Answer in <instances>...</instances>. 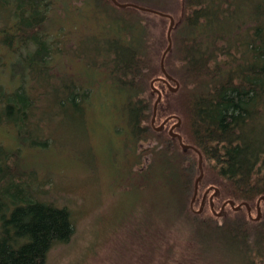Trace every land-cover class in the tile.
<instances>
[{
  "label": "trees",
  "instance_id": "1",
  "mask_svg": "<svg viewBox=\"0 0 264 264\" xmlns=\"http://www.w3.org/2000/svg\"><path fill=\"white\" fill-rule=\"evenodd\" d=\"M118 1L172 16L182 7L165 58L173 80L154 84L162 92L155 126L151 100L157 93L151 82L165 78L160 61L168 42L161 46L160 38L151 41V31L170 19L120 8L112 0H84V9L77 5L81 0H0V264H46L54 245L72 239L70 211L39 199L45 184L36 185V170L26 166L23 151L49 147L66 120L82 121L84 127L97 103L89 99L92 91L106 92L100 112L123 117L132 142L148 144L140 154L150 161L145 186L162 185L174 193L165 227L185 222L202 261L172 264H204L207 248L209 255L222 250L246 264H264V201L259 220L250 218L246 206L234 210L230 204L224 212L230 208L240 215L233 223L204 219L197 213L201 207L196 211L195 202L193 208L189 203L200 175L199 155L182 148L170 133L180 119L174 133L203 157L198 193L200 188L212 189L202 212L209 205L218 217L214 202L232 200L236 206L248 203L252 216L254 211L258 215L257 202L264 196V14L243 18L237 0ZM100 13L112 20L108 25L113 28L99 50L82 56L78 40L65 51L60 37L70 39V28L73 34L79 32L83 19L94 21ZM83 27L97 30L96 24ZM63 59L85 60L87 67L100 69L86 70V79H81L77 62H71V72ZM175 81L180 86L173 92ZM171 116L175 118L161 131L155 129ZM215 189L212 207L207 198ZM244 209L247 216L241 213Z\"/></svg>",
  "mask_w": 264,
  "mask_h": 264
},
{
  "label": "rangeland",
  "instance_id": "2",
  "mask_svg": "<svg viewBox=\"0 0 264 264\" xmlns=\"http://www.w3.org/2000/svg\"><path fill=\"white\" fill-rule=\"evenodd\" d=\"M237 2L243 18L251 20L264 14V0ZM77 5L84 9V0ZM181 14L180 5L173 11V16L179 20ZM153 19L158 20L156 17ZM85 23L88 26L96 24L97 30L89 32V28L83 27ZM108 23H112V20L100 13L94 17V21L83 19L81 30L77 33L73 34L68 28L69 31L65 30V33L67 31L72 40L66 37L69 39L66 41V38L60 37L65 51L79 40L82 56L96 53L113 28ZM169 24L170 21L154 26L151 41L160 38L162 46L167 40ZM79 36L81 38L77 39ZM71 62L77 60L63 59L62 65L71 71ZM87 66L85 60L77 62L75 69L80 71L81 76L77 72L76 76L86 79L82 75H85L86 70L90 72L93 69ZM166 90L167 87L163 88V91ZM103 93L106 92H91L89 99L97 103L92 105L94 113L89 111L84 127L82 121L66 120L49 147L23 151L26 166L36 170V185L45 184L43 190L39 191V199L58 208L66 207L71 213L74 227L72 239L54 245L48 253L46 264H163L166 261L172 264L173 261H202L201 258L197 260V243L191 239L192 233L183 219L184 223L178 218L180 224L177 227H165L168 224L165 214L170 210L171 215L174 209V193L172 189L154 183L155 186L151 188L145 186V169L150 161L149 156L140 157V154L148 144L132 142L123 117H112L104 114L105 111L100 112V102L107 98ZM96 96L99 98L96 99ZM155 101L154 95L151 104ZM205 193L206 188L199 189L194 206L196 211L201 207ZM214 203L216 211L220 212L223 202L217 200ZM241 211L243 216H247L245 209ZM235 212L228 208L222 216L215 217L208 205L200 214H203L204 219L213 218L218 224H231L240 216ZM1 221L0 217V229ZM211 247L214 246L209 243ZM209 253L208 248L203 253L204 264H246L242 257L237 258L232 252L213 250Z\"/></svg>",
  "mask_w": 264,
  "mask_h": 264
},
{
  "label": "water",
  "instance_id": "3",
  "mask_svg": "<svg viewBox=\"0 0 264 264\" xmlns=\"http://www.w3.org/2000/svg\"><path fill=\"white\" fill-rule=\"evenodd\" d=\"M112 2H113L116 6H118V7H120V8L132 7V8L138 9V10L143 11V12H147V13L155 14V15L162 16V17H166V18L170 19L169 28H168V31H167V41H168V45H167L165 51L163 52V55H162V57H161V61H160L161 70H162V72L165 74V78H162V79H161V78H158V79H155V80H153V81L151 82V87H152L153 91H154L155 93H157V99H156V101H155V103H154L153 117H152V121H151L152 125L155 126V121H156V115H157L158 105H159V103H160L161 100H162V92H161L158 88H156L154 84H155V82H156L157 80H159V79H160V80H163V81H166V82H167V80H173V78L168 74V72H167V70H166V68H165V58H166L167 54L170 52V50H171V48H172V46H173L172 31H173V29H174V27H175V23H176L175 18H174L172 15H170V14L163 13V12H161V11H158V10H155V9H152V8H149V7L141 6V5H138V4H135V3H131V2H129V3H121V2H119L118 0H112ZM175 82H176V87H171V90H172L173 92L178 91L179 86H180L179 83H178L177 81H175ZM172 118H175V116L168 117V118H167V119H166V120H165L160 126L155 127V129H156L157 131H161V130L164 128L165 124H166L170 119H172ZM180 124H181V120L178 119V123H177L176 125L172 126V128L170 129V133H171V135H172L173 137L178 138L179 143H180V145L182 146V148H184V149H194V150L198 153V155H199V169H200V175H199V177H198V178L196 179V181H195L194 194H193V197H192V200H191V207H193V204H194V202H195V200H196V197H197V194H198L199 183H200V181L202 180V178H203V176H204V171H203V167H202L203 157H202L201 153H200L196 148H194L193 146H190V145L185 144V143L183 142V138H182L181 135H179L178 133H174L173 130H174L177 126H179ZM210 190H211V188H209V189L206 191V193H205V195H204V198H203V201H202L201 209H200L197 213H201V212H202V208L204 207L206 196H207V194H208V192H209ZM217 192H218V189H215V193H217ZM212 198H213V197L210 198V201H211V205H212V207H213V204H212ZM261 200H264V197H261V199L258 201V207H259V203H260ZM227 204H230L235 210H239V209L243 206V205H239V206L235 207L233 201H227V202L224 203V205L222 206L220 212H215L216 215H217L218 217H220V216L223 215V213H224V209H225V206H226ZM244 206L247 207V209H248V213H249V215H250V217H251V216H252V214H251V207H250L248 204H244ZM213 209H214V208H213ZM260 217H261V212H260V209H259V211H258V215H257V217L254 218V219H255V220H259Z\"/></svg>",
  "mask_w": 264,
  "mask_h": 264
},
{
  "label": "bare ground",
  "instance_id": "4",
  "mask_svg": "<svg viewBox=\"0 0 264 264\" xmlns=\"http://www.w3.org/2000/svg\"><path fill=\"white\" fill-rule=\"evenodd\" d=\"M202 167H203V163H202ZM203 171H204V170H203ZM210 188L212 189V187H210ZM216 195H218V192H217V193L214 192V193L211 195V197L214 198V196H216ZM262 197H264V196H262ZM213 198H212V201H213ZM260 199H261V198H260ZM260 199H259V200H260ZM259 200H258V201H259ZM229 201H232V200H229ZM262 201H264V200H261V201H260V203H259V207H258V202H257L258 211H259V209H260V212H261L260 204H261ZM226 202H227V201H226ZM226 202H225V203H226ZM233 202H234V201H233ZM244 204H248V203H241V204H239V205H243V206H244ZM223 205H224V204H223ZM223 205H222V206H223ZM239 205H237V206H239ZM248 205H249V204H248ZM234 206L237 207V206L235 205V203H234ZM243 206H242V207H243ZM249 206H250V205H249ZM225 207H226V206H225ZM242 207H241V208H242ZM192 208H193V207H192ZM241 208H240V209H241ZM246 208H247V207H246ZM200 209H201V208H200ZM200 209H199V210H200ZM233 209H234V208H233ZM240 209H239V210H240ZM199 210H198V211H199ZM202 210H203V208H202ZM234 210H235V209H234ZM247 210H248V209H247ZM198 211H197V212H198ZM248 214H249V213H248ZM251 214H252V210H251ZM249 216H250V215H249ZM256 217H257V216H256ZM256 217L251 216L250 218H251V219H254V218H256ZM254 220H255V219H254Z\"/></svg>",
  "mask_w": 264,
  "mask_h": 264
}]
</instances>
